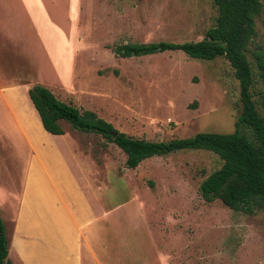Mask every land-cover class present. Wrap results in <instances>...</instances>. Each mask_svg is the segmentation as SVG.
Segmentation results:
<instances>
[{"label": "rangeland", "instance_id": "1", "mask_svg": "<svg viewBox=\"0 0 264 264\" xmlns=\"http://www.w3.org/2000/svg\"><path fill=\"white\" fill-rule=\"evenodd\" d=\"M66 9L67 27L77 38L74 90L56 91L58 100H73V105L93 111L118 131L150 141L233 130L238 86L223 57L194 59L181 50L120 57L115 51L125 43L200 40L214 23L211 0H68ZM69 38L72 41L71 33ZM248 48L252 99L264 119V81L251 54L259 50L264 56V4ZM76 132L84 155L108 172L117 201L129 191L135 196L155 194L160 200L140 198V216L133 210L132 260L264 264V209L251 214L233 211L218 199L206 203L199 195L200 182L220 165L215 154L179 150L151 156L129 169L114 144L94 133ZM4 155L0 153L1 178L11 163ZM116 251L122 252V247ZM102 263L107 264L106 255Z\"/></svg>", "mask_w": 264, "mask_h": 264}, {"label": "crops", "instance_id": "2", "mask_svg": "<svg viewBox=\"0 0 264 264\" xmlns=\"http://www.w3.org/2000/svg\"><path fill=\"white\" fill-rule=\"evenodd\" d=\"M67 1L0 0V153L11 162L0 177L7 264H103L105 255L107 264H143L130 255L131 216H140V198H159L129 191L117 201L108 172L84 155L76 130L61 120L62 134L46 132L27 95L33 84L53 95L74 90L77 38L67 27Z\"/></svg>", "mask_w": 264, "mask_h": 264}, {"label": "trees", "instance_id": "3", "mask_svg": "<svg viewBox=\"0 0 264 264\" xmlns=\"http://www.w3.org/2000/svg\"><path fill=\"white\" fill-rule=\"evenodd\" d=\"M215 7L214 23L197 41L172 43L156 41L125 43L115 47L120 57H131L181 50L194 59L223 57L237 81L239 111L229 133L197 132L187 138L150 141L126 135L93 111L65 103L44 86L33 84L27 95L36 110L42 128L51 134H62L60 121L73 130L94 133L114 144L125 156L126 168L142 160L174 151L206 150L217 156L220 165L199 184L201 199L208 203L218 199L233 211L251 214L264 209V119L252 99V70L247 58L248 45L255 32L264 0H211ZM258 76L264 81V56L252 50ZM7 237L0 218V264H7Z\"/></svg>", "mask_w": 264, "mask_h": 264}]
</instances>
